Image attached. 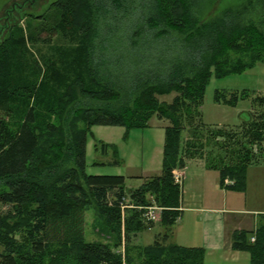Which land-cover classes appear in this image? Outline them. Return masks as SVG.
<instances>
[{
    "label": "trees",
    "instance_id": "16d2710c",
    "mask_svg": "<svg viewBox=\"0 0 264 264\" xmlns=\"http://www.w3.org/2000/svg\"><path fill=\"white\" fill-rule=\"evenodd\" d=\"M133 1L141 4L142 19L154 34H177L186 56L185 62L173 60L158 68L150 80L147 72L141 78L136 75L133 79L138 84L130 89L128 84H114L109 67L117 61L127 68L126 73L131 72L133 54L120 49L113 58L114 38L106 42L94 38L102 16L130 7L129 3L132 7ZM201 1L57 0L52 4L57 14L42 20L40 30L26 35L19 25L9 29L0 44V205L7 207L0 212V264H206L202 248L167 242L180 208L181 190L173 184L172 171L184 168L191 154L206 151V168L216 169L222 184L230 179V186L244 188L246 168L254 162V143L260 148L263 141V125L251 123V114L242 113L244 128L255 130L244 132L246 143L241 149H227L225 144L233 134L224 129L208 134L206 126L199 125L200 108L212 74L215 78L241 74L264 61V32L255 24L241 23L236 17L239 13L230 10L218 19L201 22ZM38 31L49 37L60 35L69 47L55 49L41 63L29 48L39 41ZM172 93L170 103L157 99ZM79 98L88 102L71 112ZM215 102L233 104L236 98L217 95ZM154 116L169 122L158 176L127 190L123 176L86 175V139L91 127L145 129ZM79 122L84 128H78ZM186 129L194 142H182ZM214 138L222 140L221 146L208 149ZM53 142L58 143L55 149ZM99 146L102 153L110 148ZM109 193L113 194L110 205ZM92 204L99 210L101 224L113 235L114 246L84 239V210ZM151 205L162 209L159 224L164 233L150 245L128 242L124 255L116 253L122 238L121 206L131 211L126 219L129 236L151 226L153 222L142 219L143 209H137ZM253 235L252 243L251 232L233 234L232 248L248 252L250 264H264V221Z\"/></svg>",
    "mask_w": 264,
    "mask_h": 264
},
{
    "label": "rangeland",
    "instance_id": "374dc122",
    "mask_svg": "<svg viewBox=\"0 0 264 264\" xmlns=\"http://www.w3.org/2000/svg\"><path fill=\"white\" fill-rule=\"evenodd\" d=\"M55 1L57 0H0V44L9 35L8 32L12 26H21L25 30L26 35H28L29 31L40 30L43 23L42 20H45L50 14H57L58 11L52 7ZM128 5L130 7L125 6L123 9L121 7L109 14L106 13L105 16L100 18L99 37L95 36L94 41L106 42L110 38H114V47H111L114 50H110L114 53L113 58L117 57L120 49L130 50L133 54L132 60L134 64L131 67L132 69H130L131 72L126 73L124 70L127 68L124 69L116 61L109 67V73H111V78L116 86L125 87L128 84V87L133 89L138 84L133 77L140 75L139 77L141 78V73L147 72L149 73L147 77L149 79L155 70L173 60L185 62L186 53L176 33L170 32L157 36L156 33L154 34L149 30L142 19L140 3L133 1L132 7L130 3ZM225 10L232 11V14L239 13L236 17L241 23L255 24L264 32V0H202L198 16L201 22L205 20L211 21V19L220 18ZM242 10L243 12H241ZM125 12L129 13L124 14ZM34 17L38 18L34 19ZM49 20L51 23L54 21L51 18ZM44 24H46V21ZM156 32L158 34L159 31ZM37 35L39 41H36L33 46L29 44V48L41 63V58L53 56L55 49H61L64 46L69 47L68 43L60 35L49 37V34L42 31H38ZM44 39H49V42L44 43ZM103 47L108 49L110 46L104 45ZM101 51L104 54V51ZM231 57L233 58L234 55L231 54ZM217 95L220 97L225 96L227 100L234 96L236 102L233 104L217 103L215 102ZM174 96L175 93H172L167 96H157V99L161 102L170 103ZM80 99L74 103L71 112H76V110L83 108L85 105L83 103L88 102L87 100H82V103ZM244 112L251 114V123L263 125L264 128V61L256 63L241 74H233L222 78H215L214 74H212L206 85L200 108L201 122H196V125L199 123L201 126L202 123L206 126L208 134L218 129H224L232 133V138L227 139L228 143L225 146L227 149H241V144L246 143L243 134L247 132L248 135V130L251 129L247 130V128H244L245 124L243 125V118H241ZM77 125L80 129L84 128L83 122H79ZM167 126H169L168 121L164 119L159 120L154 116L149 120L148 127L145 129L127 131L124 127L120 126L91 127V132L87 135L86 139V175L123 176L127 190L137 189L144 180L160 174L164 129ZM251 130L254 131L255 128ZM194 140L190 138L188 129L183 131V143L186 141L194 142ZM102 143L110 145L106 153H102L100 150L99 145ZM221 143L222 140L214 138L211 140V147H208V149H216V146H221ZM260 145L261 147L258 148L257 142L254 143L251 153L254 157V162L248 165L245 174L246 186L259 185V190L261 188L260 183H263L264 179V137ZM51 147L57 148L58 143H51ZM195 150L199 149H192L193 152H196ZM199 153L191 154L190 157L185 158V161L196 160L197 162L206 163L208 159L206 151L204 154ZM194 168L185 169L188 179L193 175V178L190 179L192 180L193 190L187 189L185 194L186 202L187 204L189 202L187 200L188 196H190V200H193L196 194L201 195L203 192L205 195L201 198V203L198 202V204L206 208L212 207L217 202L214 197L210 199L212 194L210 181L215 174L214 172H208L207 168ZM247 178L250 181L248 184ZM255 179H257V182ZM198 188L200 190L197 192ZM228 194H238L241 198L238 203L236 198H234L231 204L228 203L227 207L231 209H243L245 195L237 189ZM182 196L183 191L181 189L180 197L182 198ZM262 199V197H259V200L257 199L256 201L260 202V205L264 208V201ZM107 200L108 205H110L113 200L112 193L108 194ZM127 201L128 198L126 197L125 202L127 203ZM193 202L197 204V200H193ZM253 204L251 203V205ZM217 205L220 206L219 202ZM129 210L123 209L121 212L120 227L122 238L117 246L118 248L115 250L116 253H121V255H124L123 252L128 242L131 246H147L153 243L157 235L161 236L163 233V227L159 224L160 215H157L158 220L151 223L149 228L145 227L141 231H134L127 236L126 219L131 214ZM5 211H7V207L0 205V212ZM83 220V236L87 242L106 243L110 246L115 245L116 241L109 232V228H106L104 223L103 226L100 222L99 210L96 206L92 204L84 210Z\"/></svg>",
    "mask_w": 264,
    "mask_h": 264
},
{
    "label": "crops",
    "instance_id": "0c3cea01",
    "mask_svg": "<svg viewBox=\"0 0 264 264\" xmlns=\"http://www.w3.org/2000/svg\"><path fill=\"white\" fill-rule=\"evenodd\" d=\"M190 167L192 169L194 167V169H197L196 167L206 169V164L196 160H187L185 167L180 168L185 175L181 188L183 196L180 197L179 219L174 224V226L177 225L175 229L173 230L174 226L171 228L167 242L182 247L202 248L206 264H250L248 252L232 248V238L233 234L244 231L251 232V237H254L253 234L258 225L261 221H264V208L260 205V202L256 201L259 200V197H262V201H264V179L263 183H260L261 188L259 190V185L247 187L245 176L244 188L237 189L234 186H224V182L222 184L220 181L218 171L207 169L208 172H214L215 174L213 180L210 181L212 185L210 199L214 197L217 202L214 203V206L206 208L198 204V202L201 203L200 200L205 195L203 192L201 195L196 194L195 199H193L197 200V204L190 200V196L187 198L189 200L188 204L186 202L187 189L193 190L192 180H190L193 175L188 179L185 172V169L187 170ZM198 177L201 178L199 175ZM255 181L257 182V179ZM248 182H250L249 178H247V184ZM235 189L245 195L244 206L241 210L227 207L228 203L231 204L234 198H236L237 203L241 198L238 194H228ZM199 190L198 188L197 192ZM218 202L220 206L217 205ZM251 203L254 204L251 205ZM162 232L164 233V229Z\"/></svg>",
    "mask_w": 264,
    "mask_h": 264
},
{
    "label": "built area",
    "instance_id": "2783aa9c",
    "mask_svg": "<svg viewBox=\"0 0 264 264\" xmlns=\"http://www.w3.org/2000/svg\"><path fill=\"white\" fill-rule=\"evenodd\" d=\"M172 180L173 184L178 186L179 189L183 185L184 181V174L181 169L176 168L172 171ZM233 182L231 180H224V186H230ZM125 206H121V209L123 210ZM138 210H142V219L144 222H155L158 220V216L161 214L162 209L160 207H157L155 205L147 206V207H138ZM158 215V216H157ZM255 238L251 237L250 241L254 242Z\"/></svg>",
    "mask_w": 264,
    "mask_h": 264
}]
</instances>
